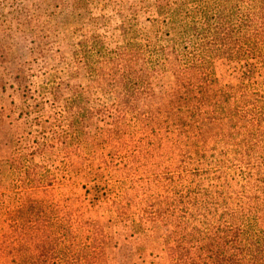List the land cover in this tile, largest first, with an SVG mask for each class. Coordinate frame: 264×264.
<instances>
[{
	"label": "trees",
	"instance_id": "16d2710c",
	"mask_svg": "<svg viewBox=\"0 0 264 264\" xmlns=\"http://www.w3.org/2000/svg\"><path fill=\"white\" fill-rule=\"evenodd\" d=\"M151 8L142 23L124 19L120 45L94 40L89 65L77 68L85 83L77 82V107L63 106L60 138L73 156L68 163L65 155L62 170L83 192L47 198L53 176L36 165L15 171L13 218L33 216L31 197L41 191L53 237L48 260L34 263L25 254L27 227L2 231L11 264H87L101 218L143 229L162 224L174 248L172 258L160 249L166 264H264L257 222L264 206V0H163ZM225 62L238 64L234 84L217 77ZM161 70L173 77L165 105L139 108ZM96 95L105 102L88 107Z\"/></svg>",
	"mask_w": 264,
	"mask_h": 264
},
{
	"label": "rangeland",
	"instance_id": "374dc122",
	"mask_svg": "<svg viewBox=\"0 0 264 264\" xmlns=\"http://www.w3.org/2000/svg\"><path fill=\"white\" fill-rule=\"evenodd\" d=\"M152 3L161 5L163 0H0V235L12 226L27 227L25 254L34 263L49 258L52 221L48 210L38 204L45 199L41 191L31 197L38 205L33 216L13 218L19 203L15 191L19 173L15 171L36 165L39 174L44 171L53 176L55 190L47 198L83 192L74 176L62 170L65 155L68 163L73 159L70 145L60 138L66 130L63 106L77 107L73 94L78 80L85 83L77 68L85 67L81 62L89 63L87 53L94 40L101 39L109 47L120 45L124 19L142 23L152 16ZM237 67V63L219 64V81L236 83ZM172 81L167 71L154 73L150 79L153 95L139 102V108L164 106ZM87 99L88 107L105 102L99 95ZM57 181L64 184L56 186ZM257 222L264 228V206ZM92 233L87 264H166L160 249L166 257L174 256L170 235L160 223L143 229L101 218ZM154 236L163 240L155 243ZM106 237L110 238L108 246L103 244ZM0 264H11L9 249L1 240Z\"/></svg>",
	"mask_w": 264,
	"mask_h": 264
}]
</instances>
